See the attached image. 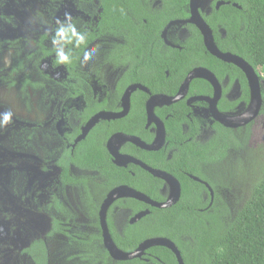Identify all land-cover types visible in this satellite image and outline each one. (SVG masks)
Masks as SVG:
<instances>
[{"label":"flooded vegetation","instance_id":"af4514ba","mask_svg":"<svg viewBox=\"0 0 264 264\" xmlns=\"http://www.w3.org/2000/svg\"><path fill=\"white\" fill-rule=\"evenodd\" d=\"M47 2L48 4L46 3L45 6L49 10V17L46 18L44 25L39 26L40 30L34 36L30 38L27 36L1 38H17L20 47L23 48V55L31 51L37 54L35 40H37L39 35L45 34V43L46 45H50L55 36L57 21L71 23L73 20H78V24H74L77 31H85L89 29L91 23H95L99 19V15H95V12L99 11L98 0H69L72 8L70 14L67 16L56 15L61 12V6L55 0H47ZM191 5V0H133V4L126 9V19L129 25H138L137 23L140 21L142 28L137 27L140 30L144 28V30L148 29L150 32L154 22L161 20V28L159 29V26H157L156 28L159 30L155 33L163 45L162 52H159V55L164 52L165 48L172 51L169 54L170 58L162 56L163 59H171L172 63L171 70L166 69L163 76H147V70L144 74L140 69L139 71L142 72L139 74L141 78H138V80L132 79L131 75L126 72L128 71L129 63H126L127 67H122L123 64L116 59L115 54L112 53L116 45L127 44L132 46L135 40H139V34L131 29L126 32L124 40L111 32L105 31L101 35L94 36L95 38L89 41L77 63L76 70L79 73L81 86L79 87V95L77 94L74 97H70L72 94L70 84L74 81H68V74L63 69V66H53L51 60L48 58L41 62V67L51 75L53 80L47 82L45 94L41 90L36 92L29 90L30 102L26 108L30 110L33 98L39 95V100L37 101L42 112L40 113L41 117L37 120L38 122L36 121L31 125L33 127L42 125L41 129L45 130V132H38L35 136H43L48 139L47 146L49 149H46L44 160H42L43 163L39 167L42 175H45L48 181L47 190L42 198V204L45 205L48 201L54 199L71 213L73 216L72 228L77 234V236L73 235V237L74 244H77L76 253L78 254H83L84 248L86 247L94 252V254H96L97 249H102L113 262L127 263L140 261L143 264H150L153 258L149 250L154 247L146 249L140 258L128 261H117L113 259L105 248L103 231L101 230L99 219L101 206L113 189L121 186L131 189L134 188L126 184H120L107 191L101 188L98 180L105 178L103 173L101 174L95 170L83 168H105V166L99 167L92 164L80 165L74 161L77 159L76 156L90 145L98 144L101 146L105 151L109 164L114 168H121L126 171L128 177L132 179L134 186L138 187L142 183L144 173L141 175V172L149 174L143 169V166L167 173L176 179L178 183V177L183 176L185 179L187 178L189 181L199 184L203 187L200 195L202 198L201 203L206 204V208L200 211L207 209V171H212V173L216 174L219 173L222 178L223 173L226 171L225 167H227V165H224L226 160H222L220 164H217V168H207V141L216 138L218 134L215 132L223 129L226 131L223 133H231L239 140L241 145L244 142L242 145L243 150H253L247 148V146H251L253 136L257 134L255 120L259 117L264 102V93H262L261 89V84L264 83V77L260 68L252 69L257 75L261 104L257 114L252 119H247L248 121L244 123H241L243 121L240 119L246 117L252 102L251 87L248 83V78L237 67L234 71L220 72L219 78L211 72L217 79L221 89V95L217 102V110L229 117L240 116L236 121L237 125L234 127L224 126L213 118L211 111H209V103L207 102V98L210 99L213 97V88L209 83V88H207V81L202 78L191 80L187 92L179 100L166 102V99H172L177 96L190 72L195 69L207 71L208 52L204 46L203 35L195 25L194 20H192L194 10L193 8L191 9ZM224 5H228V3L222 0H198L195 6V12L202 19L206 27H209L207 17L211 16L213 11H218ZM68 17L71 18L70 21H68ZM37 20L41 21V19ZM194 31L197 32L198 38L194 36ZM221 36L223 38L224 34L221 33ZM199 42L200 44H198ZM14 52V50L2 51L0 60L3 59L4 54L11 53V62L8 67H2L0 69H9L13 61ZM85 52L89 53L87 59H85ZM223 53L229 52L226 51ZM142 57L143 55H140L135 58L141 60ZM181 60L188 62V69L185 74L182 73L183 71L180 72ZM29 63L27 69L33 72V78H35L36 74L34 73L36 72V68L33 65L31 66L30 61ZM136 66L137 64L134 67ZM125 80L127 84H125L122 93L119 94L117 88ZM133 86L137 88L130 93L125 115L109 120L99 119L83 138L79 137L82 128L85 127L92 117L98 114L121 113L123 111L122 99L125 91ZM151 98L155 99H153L151 110H149L147 104ZM102 103H104V108L100 107L102 109H98ZM94 105L98 108L95 109L94 113L89 115L91 109H88ZM84 114L89 116L86 119H82ZM101 124H104L103 128L99 127ZM159 126L164 132L163 140H159V136H161ZM35 136L32 137L31 143L35 141ZM219 136L221 138L220 146L223 144L228 146L227 141L221 135ZM152 145H156L155 147L157 149H147ZM257 147L264 150V145L253 148L255 149ZM202 149L206 151L204 152ZM65 151L69 152L68 157L74 159L72 161V159L70 160L68 157H64L65 161L69 162L67 164L61 160ZM111 151L120 157H125L122 158L123 164L117 165L115 163V157H113ZM198 151L204 153L205 158L203 160L202 157L198 161L194 159V154ZM30 161L34 165L32 159ZM59 168H67L66 171L72 178L71 182L63 183L61 181ZM214 168L216 169L214 170ZM191 171H195L198 175H193ZM202 176H204L203 178L205 180L201 178ZM79 179H89L90 181L84 185L83 183L77 182ZM159 180L161 181V186L156 190L160 199H150L157 203H162L169 196V188L164 181ZM134 190L144 194L138 189ZM132 200L141 202L131 197H119L114 199L106 210L105 223L109 236L114 246L123 253L134 252L141 243L148 239L164 238L156 236L145 239L130 251H122L117 247L113 235H118L119 238L126 239L124 234L125 225L131 226L137 224L150 214L149 208H155L144 202H141L144 205V209L137 212H133L127 205L126 207L120 206L129 204ZM211 202H213L212 197ZM93 207H96V216H91ZM145 211L147 213L144 216L134 220L137 214ZM117 215L122 216L121 222L115 219ZM95 219L99 228L95 226ZM108 219L111 220L114 230L109 228ZM83 220L85 223L82 222ZM96 236L100 237V245L95 240ZM46 240H52L61 244V251L64 254V258L61 260L62 263L66 258L63 251L65 242L60 239L51 238L45 239V244ZM189 240L190 244H185L184 246L194 249V246H192L193 241L191 239ZM85 243L90 244L84 245ZM73 253L74 251H70L71 255ZM193 256H195L194 253L192 254ZM79 264L86 263L79 262ZM95 264L101 263L96 262Z\"/></svg>","mask_w":264,"mask_h":264},{"label":"trees","instance_id":"16d2710c","mask_svg":"<svg viewBox=\"0 0 264 264\" xmlns=\"http://www.w3.org/2000/svg\"><path fill=\"white\" fill-rule=\"evenodd\" d=\"M222 1L227 2L228 5L221 6L218 11H213L211 16L207 17V24L211 28L214 43L221 52L228 51L242 58L252 68H260L264 77V0ZM98 2L99 11L95 12V15H99V19L95 23H91L89 29L84 31L87 33V45L92 38H95L94 36L101 35L105 31L124 40L126 32L131 29L139 34V40H135L132 46L118 44L112 51L116 59L123 64L122 67H127L126 63H129L126 72L131 75V78L137 80L141 78L140 69L144 74L147 70V76H163L166 69L171 70V59L166 60L163 57L170 58L169 54L172 51L165 48L164 52L159 55L163 45L155 33L161 28V20L154 22L150 32L144 28L140 30L137 28H142L140 21L137 23L138 25H129L126 19V9L133 4V0H98ZM71 23L77 25L78 20H73ZM157 26L159 29L156 28ZM149 33L150 35H148ZM221 33L224 34L223 38ZM194 36L198 38L195 31ZM45 39L46 35L42 34L35 40L37 54L31 51L24 55L23 48L20 47L17 38L0 39V54L4 50L15 51L9 69H0V85L15 88L19 98L26 106H29L30 102L29 90L33 92L41 90L45 94L47 82L53 80L51 75L41 67V62L47 58L51 60L53 66H63L68 74V81H74L70 84L72 87L70 97L80 93L81 85L76 68L87 45L76 47L75 41L69 44H64L62 41L61 45L65 51L71 49L72 59L70 63L59 64L56 63L55 46L53 43L46 45ZM140 55H143L141 60L135 58ZM186 59L189 61L187 57ZM29 61L31 66L36 68L35 78H33V72L27 69ZM180 63H182L180 72L183 71L182 73L185 74L188 62L181 60ZM136 64L137 66L134 67ZM235 69L234 65L224 63L207 53V70L217 78L220 77V72H229ZM125 84H127L126 80L119 84L117 88L119 94L122 93ZM207 88H209L208 82ZM100 107L104 108V103L100 104L99 108L95 105L89 108L88 110L91 109L89 115L94 113L96 108L102 109ZM89 115L81 116L82 119H86ZM16 126L18 128L13 130ZM99 127L103 128L104 124ZM41 128L42 125L33 127L16 121L9 125L5 133L10 137L12 145L15 144L16 152H21L30 148L31 139L36 133L45 132ZM223 132L226 131L217 130L215 133L218 136L207 141V168H217V164H220L222 160H226L225 163L231 164L232 168H225L226 171L224 170L222 178L219 173L207 172V184L212 192L211 196L207 189V209L200 211L206 208V204L201 203L202 198L200 197L203 187L183 176L178 177L181 185L179 202L168 209L149 208L150 214L137 224L131 226L126 224L124 227L126 239L113 235L115 244L120 250L130 251L141 241L157 236L172 241L184 264H264V161L262 160L264 150L258 147L253 150H243L244 142L241 145L234 135ZM219 135L227 141L228 146L224 144L220 146ZM68 156L69 152L65 151L61 158L65 164L68 161L66 162L64 157ZM201 157L202 160L205 158L202 151L195 152L194 159L196 161ZM76 158L74 161L80 165L105 166V168H83L103 173L105 178H100L98 183L105 191L120 184H126L138 189L153 200L160 199L156 190L161 186L159 179L141 172V175L144 173V179L138 186L139 188L134 186L126 171L114 168L109 164L105 151L98 144L90 145ZM228 163L227 166H229ZM238 168L240 170L250 169L252 174L257 172V175H253L254 180L252 181H244L241 178L238 180L239 178L234 175V171ZM66 169L59 168V175L63 183L72 181ZM191 173L195 176L198 175L195 171H191ZM239 176L241 177V171ZM203 177L201 178L205 180ZM220 178L222 182L219 181ZM89 181V179H79L77 182L85 185ZM225 190L228 191L230 197L225 194ZM211 197L213 202H211ZM126 205L133 212L144 209V205L135 200L120 206L126 207ZM41 207L48 218V230L41 234V237H35L18 248L13 249V246L9 245V250H14V255L19 258V264H49L45 239L51 238L65 242L63 251L66 258L61 264H79V262L86 264H95L96 262L101 264H143L140 261L113 262L102 249H97L94 254L85 247L83 254L76 253L77 244H74L73 235L77 236V234L72 228L73 216L68 209L54 199L45 205L42 204ZM93 208L91 216H96V207ZM108 225L111 230H114L110 219H108ZM95 226L99 228L96 219ZM189 239L193 241L194 249L184 246L190 244ZM95 240L100 245V237L96 236ZM89 244L85 243L84 245ZM70 251H74L73 255L70 254ZM149 253L153 256L150 264H177L175 256L164 247L151 248ZM193 253L195 256L192 257Z\"/></svg>","mask_w":264,"mask_h":264},{"label":"rangeland","instance_id":"374dc122","mask_svg":"<svg viewBox=\"0 0 264 264\" xmlns=\"http://www.w3.org/2000/svg\"><path fill=\"white\" fill-rule=\"evenodd\" d=\"M55 2L61 6V12L57 13V16L70 14L72 5L69 0H55ZM46 3L48 4L47 0H0V38L34 36L40 30L39 26L44 25L46 18L49 17ZM10 62L11 53L4 54L3 59L0 60V68L8 67ZM261 89L264 93V83L261 84ZM37 100L39 95L33 98L29 110L18 97L15 89L0 86V118L5 112H12L11 122L0 127V264H19V258L14 255V250H9V245L13 246V249L23 246L31 239L41 237L47 229L48 218L41 205L48 181L39 167L43 163L46 149H49L48 139L35 136L30 149L16 152L15 144L12 145L10 137L5 133L11 123L17 121L31 125L41 117L42 112ZM263 108L264 102L260 115L255 120L257 134L253 136L251 146L247 148L254 149L253 147L264 145ZM17 128L16 126L13 130ZM31 159L34 165L31 164ZM262 160L264 161V156ZM227 163L224 165L226 166ZM228 165L225 168H232L231 164ZM239 170L238 168L234 171L238 180L241 178L244 181H252L253 175H257V172L252 174L250 169H241L240 177ZM219 181L222 182L221 178ZM225 194L230 197L226 190ZM115 219L121 222L122 216L117 215ZM82 222L85 223L84 220ZM46 244L50 264H60L64 258L61 244L52 240H46Z\"/></svg>","mask_w":264,"mask_h":264},{"label":"water","instance_id":"95a60500","mask_svg":"<svg viewBox=\"0 0 264 264\" xmlns=\"http://www.w3.org/2000/svg\"><path fill=\"white\" fill-rule=\"evenodd\" d=\"M197 1L198 0H191V4H192L191 9L193 8V10H194L192 20H194L195 25L197 26V28L199 29V31L203 35V42H204V46H205L207 52L211 56L215 57L216 59H218L224 63L232 64L235 67L239 68L248 78V83L251 87L252 102L250 104L249 112L247 113L246 117L240 119L243 121L241 123H244V122L252 119L257 114L259 107H260V104H261V97H260L259 83L257 80V75L255 74L252 67L250 65H248L242 58H240L236 55H233L231 53H223V52L218 50V48L216 47V45L214 43L212 32H211L210 28L208 26L206 27V25L203 23L202 19H200L199 16L197 15V13L195 12L196 11L195 6H196ZM233 6L237 7L236 5H233ZM195 78H202V79L206 80L211 85V87L213 88V97L210 99L207 98V102L209 103V111H211L213 118L217 122H219L220 124H222L224 126H227V127L236 126L237 125L236 121L240 118V116L229 117L223 113H220L217 110V102H218L219 97L221 95V89H220L219 83H218L217 79L215 78V76L208 70L205 71V70H201V69H195L192 72H190L187 75L185 81L183 82L177 96L172 98V99H166V102H174L176 100H179L183 96V94L187 92V88H188L190 81L195 79ZM136 88L137 87L133 86V87L128 88L125 91L124 97L122 99L123 111L121 113H119V114H98V115L92 117L87 122L85 127L82 128L81 135L79 137L83 138L86 135V133L94 126V124L99 119L109 120V119L119 118V117H122L123 115H125L127 107H128V103H129L128 98L130 96V93L132 91H134ZM153 99H155V98H151L148 101L147 106H148L149 110H151ZM159 132L161 134V136H159L160 137L159 140H163L164 139L163 138L164 132H163V129L160 128V126H159ZM127 139H129V138H127ZM155 146L156 145H152V146L148 147L147 149H149V150L157 149V147H155ZM111 153H112L113 157H115V163L117 165L123 164L122 158H125V157H120L112 151H111ZM143 169L146 170L153 177L161 179L162 181H164V183L169 188L168 198L162 203H157L155 201H152L146 195L139 193V192L135 191L134 189H131L128 187L121 186V187H117V188L113 189L108 194V196L105 199L104 203L102 204L100 212H99L100 226H101V230L103 231L104 246L107 249L109 255L117 261H128V260H132L135 258H140L146 249H148L150 247H155V246H162V247L169 249L172 252V254L175 256L178 264H184L182 261V258L180 256L179 251L177 250L175 245L171 241H169L168 239H165V238L148 239L147 241H144L143 243H141L139 245V247L134 252L123 253V252L119 251L114 246V244H113V242L109 236V233L107 230V225L105 223V216H106L107 208L109 207V205L112 203V201L114 199H117L119 197H131V198H134L138 201L144 202V203H146L152 207L159 208V209L168 208V207H170V206H172L178 202L180 195H181V188H180V184L178 183V181L176 179L172 178L167 173L157 171V170H153V169L148 168L146 166H143ZM207 188L210 192V195L212 196L211 189L209 188L208 185H207ZM146 213H147V211L137 214L136 217L134 218V220L139 219L140 217L144 216Z\"/></svg>","mask_w":264,"mask_h":264},{"label":"clouds","instance_id":"9594fccd","mask_svg":"<svg viewBox=\"0 0 264 264\" xmlns=\"http://www.w3.org/2000/svg\"><path fill=\"white\" fill-rule=\"evenodd\" d=\"M70 20L71 18L68 17V21ZM62 41L64 42V44H69L75 41L76 47L86 46L87 33L84 31H77L75 25L70 22L57 21V27L55 28V36L52 39V43L55 46L54 51L56 56V63H70L72 59L71 49L65 51L64 47L61 45ZM88 56L89 53L85 52V59H87ZM11 119V111L3 113L2 118H0V127L10 123Z\"/></svg>","mask_w":264,"mask_h":264}]
</instances>
